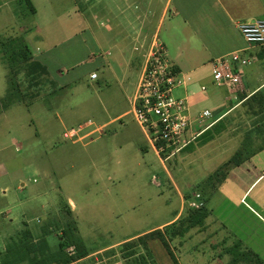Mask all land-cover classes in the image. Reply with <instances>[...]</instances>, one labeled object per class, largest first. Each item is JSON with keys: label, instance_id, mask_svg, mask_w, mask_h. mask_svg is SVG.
I'll list each match as a JSON object with an SVG mask.
<instances>
[{"label": "rangeland", "instance_id": "1", "mask_svg": "<svg viewBox=\"0 0 264 264\" xmlns=\"http://www.w3.org/2000/svg\"><path fill=\"white\" fill-rule=\"evenodd\" d=\"M74 1L77 4L80 0H33L35 12L24 0L0 2V252L28 230L35 239L47 231L50 247L56 250L68 222L76 223L78 235L92 251L158 226L182 210L178 225L189 214L186 193H193L196 182L218 164L217 157L216 162L211 161L212 156L224 153L227 159L238 149L233 137L239 128L234 130V122L241 121L244 130L248 127L245 119H264V113L255 116L249 106L240 105L223 121L221 134H214L211 149L204 146L209 140H197L190 149L195 153L188 158L185 149L165 161V155L158 156L133 113L114 122L111 119L131 109L112 70L123 74L133 88L136 86L144 65L162 45L157 27L169 17L168 0H127L125 7L114 9L116 15L126 17V25L118 32L122 43L114 48L107 25L112 13L109 0H82L89 9L85 17L93 24L94 40L100 44L99 51L93 52L90 34L78 35L80 27L86 25H67L68 17L75 14ZM163 25L162 37L169 30L170 19ZM22 26L31 30L24 32ZM27 36L32 37L30 42ZM12 38H22L31 51L50 50L49 66L60 83L49 76L29 75L27 64L12 66L3 44ZM96 58L105 63L97 71L98 81L90 79ZM252 59L243 69V84L264 86V61ZM61 67L63 77L58 75ZM202 72L190 83L188 93L201 91L202 85L208 87V93L199 98L193 113L209 109L218 117L225 113L217 111L218 106L227 107L229 103L230 107L239 101V94L229 100L226 88L214 85L210 66ZM9 90L15 95L14 103L5 109L1 101ZM243 91V95H249ZM175 95L182 97L185 92L180 89ZM80 128L75 138H64L66 131ZM216 173L214 179L220 176ZM21 184L26 186L20 189ZM5 188L9 189L6 195ZM70 200L76 205L75 212L69 208ZM19 201L27 203L22 210ZM218 201L217 195L209 207L222 215L224 207ZM13 207L9 217L15 221L10 225L2 219L3 213ZM179 240L182 238L169 244L185 264ZM146 242L155 259L152 262L148 258L149 264H173L158 239ZM143 248L131 257L124 255V264H140L139 257H147ZM113 249L120 250V246Z\"/></svg>", "mask_w": 264, "mask_h": 264}, {"label": "crops", "instance_id": "2", "mask_svg": "<svg viewBox=\"0 0 264 264\" xmlns=\"http://www.w3.org/2000/svg\"><path fill=\"white\" fill-rule=\"evenodd\" d=\"M31 2L32 4L34 3L33 0H31ZM109 3V8L112 13L109 14L110 19L108 18L109 21H107V25L112 35L110 42L114 48L122 43V40L119 41L120 33L118 32L123 25H126L124 21L126 17L123 18L122 16L116 15L114 9L120 10L121 7H125L128 4V1L109 0ZM74 6L75 8L73 11L75 14L68 17L67 25H86L85 28L80 27L78 35L83 37L84 34L89 33L94 41L92 52L94 49L99 51L100 44L96 39L94 40L93 32L90 27V25L93 24L86 18L89 9L85 8L82 0L77 1V4L74 1ZM168 6V18L170 19L169 30L164 37L161 36L163 24L168 18L162 19L157 27V35L165 48L166 57L175 66V69L186 77L191 78V81L183 90L189 99L192 115L197 116L198 113H193V110H196L194 107H197L199 98L208 93V87L205 91L201 88V91H193L190 95L188 93L190 83H192L193 80L196 81L197 76L203 73L202 70L206 66H210L212 73V62L217 59L230 56L234 53H238L243 58L252 59V57H257L260 48L244 40L238 29V24L244 22L254 23L258 20H264V0H168ZM122 10L123 9H121V11ZM137 19L139 18L137 17ZM138 23L137 20L136 24ZM19 25L30 24L27 22H20ZM32 25L39 24L33 22ZM22 30L24 32H29L31 28L22 26ZM19 37H21V35ZM30 37L31 36H27L26 41L30 42ZM40 39L39 37V40ZM49 51L50 50L43 51V49L36 48L31 52L34 59L40 61L47 67L50 79L55 83H60L52 75L47 56ZM94 62H97V64L92 69V72H90V79L98 81L100 75L97 71H101L105 63L98 58H96V60L94 59ZM63 69L64 68L61 67L58 70V75L60 77L64 76L62 73ZM142 70L134 88L132 83H127L123 74L121 75L117 71L112 70L113 76L120 80V88L131 109L111 119V122L120 119L126 114L132 113ZM93 72H97L98 74L96 79L91 78ZM196 72L198 73L193 79L192 75ZM123 83H125L126 86ZM263 88L264 86L261 85V83L246 84V86L243 84V89H245L249 95L263 90ZM226 90L229 95V100L234 97L236 98L235 94L230 93L227 88ZM243 92L238 93L239 97L243 95ZM240 105H242V102L237 101V103L230 107L229 103L227 107L225 105L222 107L218 106L217 111H225V113L219 114L220 116L218 117L215 116L213 111L205 109L204 111H210L212 116L203 119L201 123L193 125L188 136L189 138L195 136L196 139L185 148L186 150L184 149L187 151L185 157L188 158V154L195 153L194 150H190L193 144L197 140L205 139L206 136L204 134L206 132H215V126H218V132L221 134L220 129L224 124L223 121L232 110ZM243 105L245 106V104ZM245 120L247 121L245 126L248 127H244V130L241 129L243 126L241 121L234 122V130L239 128V132L234 134L233 137L234 142L239 143L238 149L227 159L223 158L224 153L212 156V159L209 158L211 161L216 162L215 159L217 157L218 164H216L213 170H208L203 179L201 178L199 182H196V190L193 193L202 194L205 206L209 211L204 226L202 228H190L184 236L173 237V242H177L179 238L184 240V242L179 240V244H181L179 250L184 258L185 264H257L252 258H247L246 255L249 252L254 253L264 264V119L254 120L250 118ZM92 124V122L89 123V125ZM213 140L214 138L209 140L210 142L204 146H209L208 148L211 149ZM241 149H244L243 161L238 165L230 166L226 169L223 168ZM189 150L192 152H188ZM179 154L177 155L179 156ZM207 154L210 155V153ZM222 158L224 160H221ZM161 161L163 163V160ZM222 169L225 170L222 172ZM218 170L220 171V176L217 179H209V177ZM193 183L195 184V181H193ZM25 186L26 184L24 187ZM24 187L23 184H21L19 188L23 189ZM8 190V188H5L3 193L6 195ZM189 193H186L188 196L187 201L194 195L193 193ZM181 195L182 194H180V196ZM217 195L219 196L218 205L224 207L222 215H216L209 207L211 201ZM181 199L183 198L181 197ZM18 205L22 210V206H27V203L23 204L22 201H19ZM68 205L71 212H75L76 205L72 200L68 201ZM14 209L15 207L10 208L6 211V214L3 213L4 217L2 220H6L10 225L15 221L9 217ZM181 214L182 210L175 214L171 220L153 228L138 232L118 243L108 245L101 249L90 250V254L119 247L124 242L135 240L156 229H162V231H164V227L176 223ZM173 255L178 261V264H181L174 250ZM149 258L152 262L155 260L151 256L150 247ZM169 258L171 259L170 255Z\"/></svg>", "mask_w": 264, "mask_h": 264}, {"label": "built area", "instance_id": "3", "mask_svg": "<svg viewBox=\"0 0 264 264\" xmlns=\"http://www.w3.org/2000/svg\"><path fill=\"white\" fill-rule=\"evenodd\" d=\"M238 29L247 43L259 48L264 47V20L239 23ZM251 61L252 59L243 58L238 53L213 61L214 84L227 88L232 94L243 92L242 69ZM97 77V73L91 74L92 79ZM190 81L191 78L175 69L166 57V51L162 45L157 47L153 58L147 61L142 70L132 113L158 156L165 155V161L182 152L196 139L195 136L190 138L188 136L194 124L201 123L203 119L212 116L210 111L193 116L187 95L182 97L175 95L177 90L185 88ZM201 88L205 91L207 87ZM81 130L82 128L79 131L72 129L66 131L63 136L68 140L73 139ZM187 206L189 210L205 206L202 194H194L187 201ZM67 252L72 256L75 254V248L70 247ZM125 261L124 252L120 246V250L114 251L111 248L94 252L69 264H124Z\"/></svg>", "mask_w": 264, "mask_h": 264}, {"label": "trees", "instance_id": "4", "mask_svg": "<svg viewBox=\"0 0 264 264\" xmlns=\"http://www.w3.org/2000/svg\"><path fill=\"white\" fill-rule=\"evenodd\" d=\"M30 7L31 12H35L31 0H24ZM4 51L12 63V66H18L20 64H27L29 66V75H45L49 76V71L45 65L40 61L34 59L30 47L24 42L22 38H12L7 43H3ZM257 57L259 60L264 61V47L260 48ZM15 95L9 90L8 94L2 99L1 103L3 108L8 109L14 103ZM242 105L249 106L250 112L253 115L259 116L264 113V92L259 90L250 95H241L239 101ZM237 103V102H236ZM218 126H215V132H206V140L214 138V134L218 133ZM244 150V149H243ZM243 150L237 152L223 168L238 165L243 161ZM225 169H222L223 172ZM220 173L218 170L216 176ZM209 179H214L212 176ZM209 211L206 206L200 209L189 210V214L186 218L181 220L179 224L172 223L166 226V229H156L144 236L138 237L135 240H130L121 244L122 251L125 257H131L138 252V248L143 246L147 257L140 256V264H149V245L146 239H158L174 264H178V261L173 255L171 250L170 241H173V237L184 236L185 233L193 227H203L205 219L208 217ZM172 226V227H171ZM47 231H43L42 235L35 239L32 231L28 230L23 232L22 237L17 242H12L4 251L0 252V264H69L75 260L88 256L91 251L85 245L83 239L78 235V227L76 223L68 222L62 229L61 242L58 249L52 250L47 240ZM74 247L75 254L69 255L68 248ZM245 256V255H243ZM247 258H252L257 264H263L262 261L252 252H249ZM137 262V260H136ZM149 262V263H148Z\"/></svg>", "mask_w": 264, "mask_h": 264}]
</instances>
